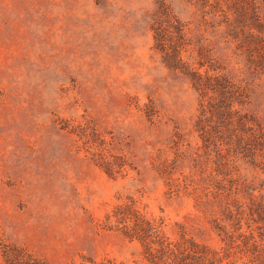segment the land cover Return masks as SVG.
Returning <instances> with one entry per match:
<instances>
[{"label": "rangeland", "instance_id": "rangeland-1", "mask_svg": "<svg viewBox=\"0 0 264 264\" xmlns=\"http://www.w3.org/2000/svg\"><path fill=\"white\" fill-rule=\"evenodd\" d=\"M251 1L0 0V264L201 263L192 242L203 264H264V154L238 123L264 134ZM162 5L184 28L163 38L181 69L159 45ZM215 77L233 93L230 130ZM120 207L170 250L124 235L108 219Z\"/></svg>", "mask_w": 264, "mask_h": 264}, {"label": "trees", "instance_id": "trees-1", "mask_svg": "<svg viewBox=\"0 0 264 264\" xmlns=\"http://www.w3.org/2000/svg\"><path fill=\"white\" fill-rule=\"evenodd\" d=\"M259 1L260 0H253L251 1L252 11H251V19L254 24V31H250V40L251 42L257 47L258 52L261 53V58H264V10L259 8ZM161 13L167 18L168 27L161 28L160 31H156L157 36H159V45L164 52L165 56H168L171 61L174 63L173 67L175 69H181L183 66H185V62L183 61L179 46L177 43L172 42L167 43L165 41L164 36L169 31V29H175L176 33L179 38L182 37V35H185L184 28H182L180 23V20L177 19L175 16H173V20L177 22V25L174 23H171V13L168 8V6L162 5L160 6ZM154 29V28H152ZM216 84H214L216 91L220 95L221 103L223 104V112L220 115L221 123L223 126L230 130V120L231 116L234 113L232 110V105L229 103V99L232 97L231 95L232 90L230 87V84L227 83H221L217 77H215ZM213 86V87H214ZM251 121H254L252 118L248 117L246 114L243 115L241 119L238 120L240 130L241 132L252 135L253 139L255 137L256 143L261 147L260 151L261 154H264V134H261V131L258 132L257 135H253L252 127L249 125ZM252 123V122H251ZM259 135V136H258ZM249 139V136H248ZM244 151L251 152L250 146L247 148H244ZM100 156L99 159H101L99 162L100 167L104 169L109 175H114L115 173H120L123 170V166L120 163H114L113 161H110L103 153L97 154ZM255 155V154H254ZM260 155V154H259ZM263 157V156H262ZM113 217L115 219V222L118 225H122V228L124 229L123 234L127 237L133 239L137 238L138 240L144 241L147 245L148 237L151 235H154L156 237V240L153 242V244H157L159 246L160 250H166L168 252L170 243H166L165 236L163 235L162 231L159 227H157L155 224H153L149 219L146 218L144 214H142L139 210L136 208H116L114 210V214L110 216L108 219H112ZM193 246H195L198 250L196 251L194 248L195 257L198 258L197 260L201 261V263H205L206 261H210L212 259L210 252L205 248L201 247L200 245L196 244L195 242L191 243ZM90 264H118L115 261L112 260H103L101 262H97L95 259H88L87 260ZM172 261V263L176 264L175 258L172 259L171 256L165 255L163 264H169ZM198 263V264H201ZM7 264H45L44 262H40V260H36L34 258H23L22 256H15V258H12L9 260ZM121 264V263H120Z\"/></svg>", "mask_w": 264, "mask_h": 264}]
</instances>
